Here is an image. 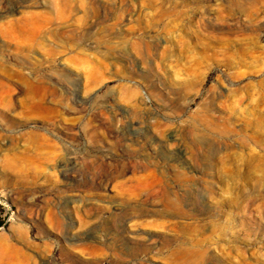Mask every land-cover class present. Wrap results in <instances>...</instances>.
Instances as JSON below:
<instances>
[{
	"label": "rangeland",
	"instance_id": "1",
	"mask_svg": "<svg viewBox=\"0 0 264 264\" xmlns=\"http://www.w3.org/2000/svg\"><path fill=\"white\" fill-rule=\"evenodd\" d=\"M22 13L0 264H264V0H0Z\"/></svg>",
	"mask_w": 264,
	"mask_h": 264
},
{
	"label": "bare ground",
	"instance_id": "2",
	"mask_svg": "<svg viewBox=\"0 0 264 264\" xmlns=\"http://www.w3.org/2000/svg\"><path fill=\"white\" fill-rule=\"evenodd\" d=\"M35 14L28 13L15 18H8L5 22L0 24V31L12 40L16 39L18 42H23L24 40L35 36L37 32L39 23L36 21L37 15Z\"/></svg>",
	"mask_w": 264,
	"mask_h": 264
}]
</instances>
